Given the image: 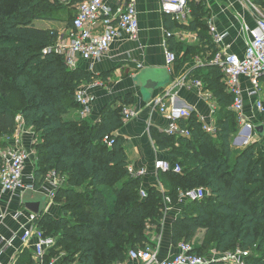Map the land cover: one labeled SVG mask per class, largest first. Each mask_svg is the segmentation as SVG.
Instances as JSON below:
<instances>
[{
  "label": "trees",
  "instance_id": "16d2710c",
  "mask_svg": "<svg viewBox=\"0 0 264 264\" xmlns=\"http://www.w3.org/2000/svg\"><path fill=\"white\" fill-rule=\"evenodd\" d=\"M252 1L264 7V0ZM62 6L60 0H0V149L10 144L21 116V122L40 137L35 145V188L50 172L60 179L54 198L62 203V215L54 218L42 213L36 218L46 235H56L46 261L62 254L65 264L125 260L131 249L146 246L154 227L161 229L166 197L171 198V205H178L180 190L202 185L209 190L205 198L180 204L173 243L178 246L186 241L193 246L192 252L204 257L212 250L248 251L244 264H264V156L257 154L260 143H253L234 157L232 137L241 125L231 110L234 95L227 91L224 73L211 63L217 47L203 19V2H190L188 29L200 28L203 46L197 54L208 53L205 70L193 71L216 98L219 140L203 130L202 121L193 113L179 119L190 130L189 136L154 131L158 147L168 150L169 160L179 163L182 171L160 172V186L149 187L145 198L141 195L143 177L130 174L126 147L117 134L124 124L123 106L108 105L98 122L66 118L71 109L79 110L75 100L79 85L97 77L80 67L72 69L60 54L43 52L55 44L57 34L35 22L53 20ZM170 49L177 54L176 73L197 50L183 51L173 39ZM123 101L131 104L134 98L128 95ZM259 123H264V111ZM108 134L115 138L112 147L103 141Z\"/></svg>",
  "mask_w": 264,
  "mask_h": 264
},
{
  "label": "crops",
  "instance_id": "0c3cea01",
  "mask_svg": "<svg viewBox=\"0 0 264 264\" xmlns=\"http://www.w3.org/2000/svg\"><path fill=\"white\" fill-rule=\"evenodd\" d=\"M125 1L133 2L137 8L140 26L138 38L131 39L127 34L120 33L108 52L100 60L93 62L79 60L76 67H80L90 72L93 77H97L93 81L103 82V85L99 86L94 92L92 113L88 118L98 122L102 110L108 105L112 107H129L137 111L135 117L124 121L117 134L125 144L130 164L135 168H146L148 170V173L143 176L142 186L143 189L148 190L149 187L160 186L161 180L154 171L155 162L164 159L171 160L170 152L160 149L153 135L154 131L165 133L170 121L166 115L160 112L158 107L152 105L150 99L165 90L172 79L187 75V86L179 89L177 98L172 104L175 113H178L177 109L190 107L193 109V115L199 120H201V117H205L208 123L216 124L218 118L211 110L209 99H205L204 95H210L211 101L216 102V98L213 92L204 84L202 89L191 85V81L196 79L193 70L198 67L205 70L204 66L208 62V53L203 51L197 54V51L203 46L199 36L200 28L193 31L188 29L192 20V13L189 22L184 24L174 20L161 10V0H106V6L112 12H115L119 4ZM60 3L63 5L62 9L55 14L53 20H38L35 22L39 28L55 30L57 34L56 42L58 40H69L72 31L70 20L77 12L75 2L60 0ZM203 5L205 8L203 19L206 20L208 29L210 22H213L218 30L225 34L224 48L231 52L243 54L247 35L241 31V26L243 23H247L252 27L255 26L258 17L255 7L260 9L264 7L255 5L252 0L247 3H244L243 0H207L203 2ZM167 32H172L170 38H167ZM209 34L211 35L210 29ZM166 39L169 47L173 39L175 43L181 44L183 51L192 48L197 50L193 51L195 54L192 60L186 63L178 73H176L175 64H173L170 69L171 81L164 87L155 90L149 99L150 101L144 100L141 87L135 85L134 79L144 69L165 68L167 66ZM87 83L91 82H82V84ZM248 85L249 79L243 78V86L247 87ZM128 95L134 98V102L131 104H125L123 101ZM263 95L264 81L261 80V96ZM253 101L254 98L246 95V114L252 123H258L257 120L260 115L253 105ZM33 132L36 134L34 130ZM28 133L31 134L32 131ZM237 134H239L238 136H244V141L248 140L247 129H243L241 133ZM233 137L235 138V135ZM255 137V141L261 142L262 138L258 135ZM19 142L20 144H18ZM30 142V136L24 135V133H21V135L16 134L9 140L10 145H19L33 151ZM36 164L37 158H29L26 162L24 176L26 184L36 181L34 180ZM57 180L60 181L59 178ZM54 189L52 172H50L39 189L35 191H41L47 195L48 206L44 213L59 218L63 213L62 203L57 202L55 198H51L48 193ZM25 191L26 189L12 193L0 190V264H30V260L35 261L34 245L36 238H33L27 244L22 243L20 240V235L24 229L33 225L36 226V223L31 220L32 213L22 203V196ZM169 207L168 210L165 208L161 229L158 230L157 227H154L149 233L150 240L145 244L146 246L139 247H149L158 251L160 259L171 257L177 250V245L173 243L172 228L174 221L181 215L182 205L173 204ZM203 232L198 234L199 238L203 236ZM52 236L56 235L52 234ZM210 255L217 257L224 255V253L212 250ZM57 262H61V256L57 259ZM121 262L123 264H140L130 259L129 256Z\"/></svg>",
  "mask_w": 264,
  "mask_h": 264
},
{
  "label": "built area",
  "instance_id": "2783aa9c",
  "mask_svg": "<svg viewBox=\"0 0 264 264\" xmlns=\"http://www.w3.org/2000/svg\"><path fill=\"white\" fill-rule=\"evenodd\" d=\"M75 2L77 7L76 15L72 22V31L69 40H58L55 44L46 47L44 54L54 52L65 57L66 62L71 67L77 66L79 60L93 62L100 60L110 49L112 43L119 37L120 33H125L131 39H137L139 36V17L135 4L133 2H122L112 12L106 6V0H71ZM207 0H161V10L170 15L174 20L184 24L189 22L191 18L190 2H205ZM249 1V0H248ZM250 2V1H249ZM258 17L255 26H249L243 23L241 31L247 35L245 50L243 54L231 52L224 48L225 34L221 33L213 22H210L209 29L214 45L217 47L215 57L211 63L220 67L224 73V80L227 91L234 95V101L231 110L236 112L240 125L243 129L254 131V128L260 124L252 123L246 114V95L254 98L253 105L259 112L264 111V101L261 97V78L264 77V8L255 7ZM167 38L172 36V32L166 33ZM165 53L167 67L171 69L177 59V54L168 46V40L165 42ZM200 62V61H199ZM201 63V62H200ZM243 78L249 79V85L243 86ZM102 81H92L91 83L81 84L75 94V100L79 106V112L82 119H86L92 113V102L95 98L94 92L102 86ZM192 86L199 89L203 88V81L194 79L191 81ZM187 86V75L172 79L170 85L161 93L151 99L153 106L158 107L160 112L167 116L170 123L165 132L177 137L189 136L190 130L187 126H181L180 118H189L192 116L193 109L184 107L177 109L172 104L177 98L178 91L181 87ZM205 99H209L212 112L215 114L218 104L211 101L210 95H204ZM137 115V111L124 107L122 109L123 120L127 121ZM18 122L22 117L18 116ZM203 130L211 135L218 133L216 124L208 123L205 117H201ZM17 134V133H16ZM15 134V135H16ZM103 141L112 147L115 138L112 135H106ZM0 190L3 192H16L17 190H27L35 188V181L26 184L24 181L25 166L29 158H32V151L19 145H8L0 149ZM156 175L160 172H181L182 166L179 163H172L168 159L157 160L154 165ZM129 172L136 177H143L148 173L146 168H135L129 165ZM54 190L49 191L51 198L55 197L56 188L59 185L55 173H52ZM35 180V179H34ZM209 194V190L205 187H196L189 190H180V204L186 201L202 200ZM143 198L148 196L147 190H141ZM166 210L171 206L170 197L165 198ZM38 215L31 214V220L36 223L30 228L24 229L20 235L22 243L27 244L33 238H36L35 248V264H65L57 262L59 257H54L50 261H46V255L49 250L56 245V239L53 236L46 235L45 232L37 225L36 218ZM193 246L181 241L176 252L167 259H160L158 251L146 248H134L129 252V258L139 262L140 264H209L212 261H224L231 264H244V259L249 255L248 251L237 250L224 253L219 258L207 260L206 257L192 252ZM67 264H79L78 261ZM115 264H123L121 261Z\"/></svg>",
  "mask_w": 264,
  "mask_h": 264
},
{
  "label": "water",
  "instance_id": "95a60500",
  "mask_svg": "<svg viewBox=\"0 0 264 264\" xmlns=\"http://www.w3.org/2000/svg\"><path fill=\"white\" fill-rule=\"evenodd\" d=\"M72 69H76V66L73 65ZM170 81L171 71L167 66L165 68L144 69L134 79L135 85L141 87L144 100H149L155 90L164 87ZM254 131L260 138H264V123L258 124ZM251 132L248 130V134ZM22 203L31 213L41 215L48 206L47 195L41 191L27 189L22 196Z\"/></svg>",
  "mask_w": 264,
  "mask_h": 264
},
{
  "label": "rangeland",
  "instance_id": "374dc122",
  "mask_svg": "<svg viewBox=\"0 0 264 264\" xmlns=\"http://www.w3.org/2000/svg\"><path fill=\"white\" fill-rule=\"evenodd\" d=\"M249 1H251V0H249ZM248 0H243V2L244 3H247V2H249ZM40 26L42 25V24H39ZM44 25V24H43ZM45 26V25H44ZM225 81V80H224ZM82 84V83H81ZM80 84V85H81ZM79 85V86H80ZM262 97V99H263V101H264V95L263 96H261ZM257 110V109H256ZM258 111V110H257ZM258 113H259V115L261 116V114L263 113V112H259L258 111ZM74 117V119H78L79 117L81 118V115H80V112L78 111V107L76 108V109H71L67 114H66V118H73ZM259 120H260V117H259V119L257 120L258 122H259ZM33 130H34V128H29V127H26L25 125H23V122L21 123V122H19L18 123V129H17V134L18 135H21V133H24V135H28V136H30V138H31V142L30 143H32L31 144V148H32V150L34 151H32V158L33 159H36L37 157H38V151L36 150V148H35V145H36V143L39 141V138L40 137H38V135L37 134H34V132H33ZM25 131H27V132H25ZM32 131V133L31 134H33V135H31L30 133H28V132H31ZM35 131V130H34ZM243 131V128H242V126H240V128H239V131H236L235 132V138L234 137H232V149H233V154H234V157L237 155V154H239V152H241L242 150H244L245 148H247L248 146H250L251 144H253V143H260V145H259V147H260V150L257 152V154L258 155H263L264 156V138H262V140H261V142H257V141H255V136H256V134H255V132H251L250 134H249V137H247V141L245 140L244 141V136H238L239 134H237V133H241ZM36 133V132H35ZM212 138L214 139V140H219V137H218V135L217 134H215V135H212ZM236 138H237V140H236ZM33 142H34V144H33ZM18 144H20V142L18 143ZM10 145V144H9ZM13 146V145H12ZM209 153V152H208ZM198 187H202V185H199ZM235 251H237V250H235ZM234 251V252H235ZM206 258H207V260H210V259H212V258H220L221 259V256L219 255V256H217V257H212V255H209V256H205ZM77 261V260H76ZM225 264H231V263H225Z\"/></svg>",
  "mask_w": 264,
  "mask_h": 264
}]
</instances>
